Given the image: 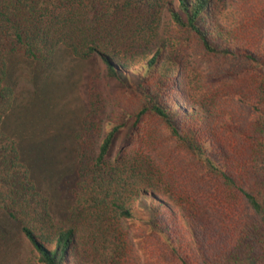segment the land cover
<instances>
[{"label": "trees", "instance_id": "1", "mask_svg": "<svg viewBox=\"0 0 264 264\" xmlns=\"http://www.w3.org/2000/svg\"><path fill=\"white\" fill-rule=\"evenodd\" d=\"M60 47L99 58L105 73L89 82L72 206L55 223L3 122L13 103L6 58L45 65ZM187 48L218 59L230 89L200 99ZM109 83L131 103L111 99ZM147 118L209 184L201 204L163 191L137 153L106 160ZM0 209L36 264H143L137 242L150 264H264V0H0Z\"/></svg>", "mask_w": 264, "mask_h": 264}, {"label": "rangeland", "instance_id": "2", "mask_svg": "<svg viewBox=\"0 0 264 264\" xmlns=\"http://www.w3.org/2000/svg\"><path fill=\"white\" fill-rule=\"evenodd\" d=\"M167 22L164 18V38L171 31ZM181 60L187 73L192 74H189L190 78L198 76L201 80L199 95L202 100L211 99L217 87L228 90L233 84L220 75L223 65L218 59L202 55L195 48L183 49ZM6 69L5 83L13 92V103L4 118L5 135L16 143L20 162L28 171L31 183L47 199L51 218L60 223L72 206L78 180L76 162L79 147L74 136L87 113L89 82L97 74L103 75L105 67L99 58L80 61L60 47L45 65L13 55L6 58ZM215 76L220 77L223 84L217 81L219 83L213 85ZM196 80L194 82L197 83ZM108 93L111 99H119L123 103H131L133 99L112 83H109ZM225 101L222 99V103ZM103 129L105 134L108 129L105 126ZM156 136L160 140H156ZM167 141L161 124L154 118H147L141 122L137 134L125 129L116 137L106 160L113 162L126 154L137 153L153 174L160 172L163 179L158 178L157 183L160 182L163 191L180 193L184 198H193L195 204H201L209 184L200 178L196 164L191 165L185 153L167 146ZM136 224L137 220L128 223L129 227ZM142 244L136 243L138 253L143 264H150L147 255L151 252L144 251ZM148 250L153 252L150 247ZM0 264H36L29 242L1 209ZM160 264H165L162 258Z\"/></svg>", "mask_w": 264, "mask_h": 264}]
</instances>
